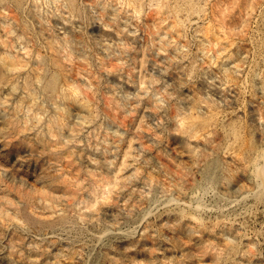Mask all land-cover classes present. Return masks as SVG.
Wrapping results in <instances>:
<instances>
[{
    "label": "rangeland",
    "instance_id": "1",
    "mask_svg": "<svg viewBox=\"0 0 264 264\" xmlns=\"http://www.w3.org/2000/svg\"><path fill=\"white\" fill-rule=\"evenodd\" d=\"M263 51L264 0H1L0 264H264L261 213L243 240L208 209L206 232L158 202L138 217L205 172L226 198L256 189L209 122L263 143Z\"/></svg>",
    "mask_w": 264,
    "mask_h": 264
},
{
    "label": "bare ground",
    "instance_id": "2",
    "mask_svg": "<svg viewBox=\"0 0 264 264\" xmlns=\"http://www.w3.org/2000/svg\"><path fill=\"white\" fill-rule=\"evenodd\" d=\"M1 1V0H0ZM25 1V0H23ZM26 3V2H25ZM135 3V2H134ZM196 11L198 10H195L194 13H197ZM194 13H192L193 15H195ZM201 14V13H200ZM203 14V13H202ZM201 14V15H202ZM197 16V14H196ZM190 17V15H189ZM193 17V16H192ZM203 17V16H202ZM194 18V17H193ZM200 18V17H199ZM197 17V19H199ZM215 18V17H214ZM192 19V18H190ZM216 19V18H215ZM195 21V20H194ZM223 22V21H222ZM219 29H220V26H219ZM218 30V29H217ZM221 30V29H220ZM222 30H224V28H222ZM219 31V30H218ZM223 34V35H222ZM222 34H221V38L224 39V33L222 31ZM206 35V34H205ZM226 35V34H225ZM3 36V35H2ZM217 37V36H216ZM227 37V36H226ZM214 38V37H213ZM222 39V44L225 45H228V38H227V42L225 41V39L223 40ZM217 40V38L215 39V41ZM230 40V39H229ZM219 40H217L216 44L218 43ZM213 42V41H212ZM224 45H221V46H224ZM232 45V43H231ZM231 45H230V49L228 50H231ZM214 47V46H213ZM224 47V49H225ZM223 48V47H222ZM228 48V47H227ZM226 48V49H227ZM226 51V50H225ZM262 51V50H261ZM260 52V51H259ZM220 53V52H219ZM225 53V52H224ZM230 53V51L228 52ZM256 53V52H255ZM264 53V51L262 52ZM215 54V53H214ZM221 56V53L219 54ZM258 55V54H256ZM223 57V56H222ZM225 57V56H224ZM228 57V56H227ZM228 59V58H226ZM225 59V60H226ZM218 60H220L218 58ZM218 60H215V61H218ZM253 61V60H252ZM252 65V64H251ZM257 65V64H256ZM254 67V66H253ZM258 67V66H257ZM251 69V68H250ZM256 72H257V68L255 69ZM251 73V72H250ZM253 73V71H252ZM254 74V73H253ZM259 74V73H258ZM257 75L254 74V76ZM13 77V76H12ZM223 77V76H222ZM231 76L229 75V78ZM246 76H244L245 78ZM248 77V75H247ZM253 77V76H252ZM256 77V76H255ZM38 81H40L39 77H37ZM42 78V77H41ZM231 78H234V76H232ZM230 78V79H231ZM251 78V76L249 77ZM254 78V77H253ZM15 79V78H14ZM43 79V78H42ZM217 79V78H216ZM221 79V78H220ZM219 79V80H220ZM237 79V78H236ZM239 79V78H238ZM242 79V78H241ZM11 80V79H8V81ZM36 80V79H35ZM34 80V81H35ZM36 80V81H37ZM47 80V79H46ZM224 80V78H223ZM234 80V79H233ZM249 80V79H247ZM37 81V82H38ZM42 81V80H41ZM50 81V82H49ZM212 81H213V78H212ZM211 81V82H212ZM232 81V80H231ZM237 80L233 81L234 83L236 82ZM242 81V80H241ZM236 82V84H233L232 82H230V80H226V82L222 81L221 80V83L222 84H225L228 86V89H231L233 90L232 93H236V94H244L245 93V89H244V82ZM245 81V79H244ZM254 81V80H253ZM36 82V83H37ZM65 81H63L64 83ZM219 84H220V81H218ZM224 82V83H223ZM250 82V81H249ZM249 82H246V83H249ZM14 83V82H12ZM41 83V82H40ZM47 83V86H50L51 85V78L50 80H48ZM61 82H59L60 84ZM216 83V82H215ZM254 83V82H253ZM16 84V83H15ZM62 84V83H61ZM211 84V83H210ZM41 85V84H40ZM43 85V84H42ZM41 85V86H42ZM213 85V84H212ZM221 85V84H220ZM248 85H251L248 84ZM66 86V85H65ZM64 85H60L59 89H62L65 87ZM216 86V85H215ZM218 86V85H217ZM69 87V85H68ZM67 87V89H68ZM71 87V86H70ZM220 87H223V86H220ZM225 87V86H224ZM223 87V88H224ZM246 87V85H245ZM248 87V86H247ZM41 88V87H40ZM249 88V87H248ZM251 88V87H250ZM252 88H253V85H252ZM26 89V88H25ZM43 89V88H42ZM58 89V90H59ZM66 89V87H65ZM225 89V88H224ZM251 89H249L250 91ZM238 91V92H237ZM57 92H60V91H57ZM251 92V91H250ZM52 93V92H51ZM61 93V92H60ZM234 93V94H235ZM233 94V95H234ZM247 94V93H246ZM253 94V93H252ZM232 95V96H233ZM245 95V94H244ZM248 96V94H247ZM239 97V96H238ZM237 97V99H238ZM250 97V96H249ZM236 98V97H235ZM243 98V97H242ZM241 98V99H242ZM246 98V96H245ZM234 99V98H233ZM236 99V100H237ZM244 101V100H243ZM234 102V101H233ZM239 102V100H238ZM241 102V101H240ZM236 103V101H235ZM245 105V104H244ZM85 106V105H84ZM233 106V105H232ZM231 106V108H232ZM240 106V105H239ZM237 106V107H239ZM234 108V107H233ZM242 108H243V105H242ZM246 108V107H245ZM241 109V108H240ZM224 110V109H222ZM231 109H229L230 111ZM220 112V110H218ZM238 111V110H237ZM240 111V110H239ZM211 113V111H209ZM236 111H233L232 113H234ZM246 112V111H245ZM218 113V112H217ZM223 113V111H222ZM243 113V112H242ZM214 114V113H213ZM216 114V113H215ZM224 114L225 113V110H224ZM240 114V113H238ZM245 114V113H244ZM207 115V114H206ZM211 115V114H210ZM209 115V116H210ZM235 115V113H234ZM242 115V114H240ZM208 116V117H209ZM214 116V115H213ZM218 116V115H217ZM220 116V115H219ZM224 116V115H223ZM219 117L218 120H220L219 122H216L218 120H215V118L213 119L215 122L214 124H211L212 122H209L210 125H214L216 128H220L221 130V136H222V144L220 146V149H221V152L219 153H222L223 157H226V159L228 160L229 157H232L235 156V157H238L240 158V164L243 165V167L246 168V170L244 172H246L247 176H248V179L250 178V180H253L254 181V184H255V188L254 191L250 194L248 192L244 193V192H240L238 194H235V195H232L228 198H226L224 195L222 196L219 192H217L215 189H212L210 188V181L212 182L214 180V175L213 173L212 174H209L207 175L208 173L205 172L206 174H203V176L199 177L200 179H198L196 181L195 184H193L191 187H189L187 190L181 192V195L180 197H172V195H168V194H165L162 196V198L160 197V199H156V198H153L151 200H149V204H148V207L144 210V212L138 216L139 219H143L144 217L148 216V215H151L152 214V209L153 207H157L156 206V202L159 203V205L163 206V207H168L169 209L171 207L174 206V208H176L177 210L179 211H185L186 215L188 216V218H190L191 220H193L194 222H197L201 228H202V231L203 232H206V229L208 228V225L203 221V217L201 218L199 212L202 210V209H208V210H211L213 211L218 220V224L219 226L218 227H223V228H227V229H231V230H234V231H237V233L239 234L238 237L240 240H243L244 238L245 239H248V233H249V230L250 228L248 227V225L244 224L242 225L240 222L237 223V221L239 220L238 218L241 217V218H244L247 216H250L251 214H253L254 212V216L257 215L258 213H261L262 214V220L260 219V222H261V225L260 223L258 224V226H260L259 228V232L261 234H264V141L263 143L261 142V144H258L256 143L255 141L252 142L250 139H247L244 141V139H240L241 138V133H242V130L237 128V126L233 125V123L228 120L227 122H230V126L229 128H226L225 124L224 123V120L228 117H231V115H229L227 118L224 117ZM211 117V116H210ZM209 117V118H210ZM184 118V117H183ZM189 118V117H188ZM191 118V117H190ZM209 118H205V119H208ZM182 119V118H181ZM186 119V118H184ZM193 119V117H192ZM217 119V118H216ZM229 119V118H228ZM200 120V119H199ZM197 120V122L199 121ZM225 120V121H226ZM206 121V120H204ZM200 122V121H199ZM196 121H181V130L183 133L186 134V136L188 138H192V139H198L200 136H206V134H208V129L210 130V128H208L206 125V127L202 126V125H199L200 127H203V129L201 128L200 130V127L198 125L195 124ZM232 123V124H231ZM202 124V123H201ZM178 127V126H177ZM208 128V129H207ZM179 129V128H178ZM215 130V129H213ZM216 131V130H215ZM212 132V131H211ZM210 132V133H211ZM220 134V133H219ZM185 136V139L187 138ZM184 138V137H183ZM201 138V137H200ZM206 138V137H205ZM193 143V142H192ZM196 143V142H195ZM260 143V142H259ZM218 151H219V148H218ZM225 159V158H224ZM234 159V158H233ZM230 160V159H229ZM237 160V159H236ZM239 164V165H240ZM207 170V169H206ZM244 172L242 171V173L244 174ZM245 175V174H244ZM243 175V176H244ZM246 178V177H245ZM252 181V182H253ZM211 189V190H208V189ZM231 192V191H230ZM206 193H210L209 197L206 199V200H203V195L206 194ZM251 198V199H250ZM223 199V200H222ZM250 199V200H249ZM157 203V204H158ZM160 209V208H159ZM166 210V209H165ZM171 210V209H170ZM175 210V209H173ZM176 211V210H175ZM154 212V211H153ZM184 213V212H183ZM173 214V213H172ZM180 216V215H179ZM207 216V215H206ZM213 216V215H212ZM211 216V217H212ZM208 218V217H207ZM215 218V217H214ZM260 218V217H259ZM138 219V220H139ZM206 219V218H205ZM211 219V218H210ZM258 219V218H257ZM258 221V220H257ZM208 222V221H207ZM131 226H132V223H130ZM217 224V223H216ZM250 225V224H249ZM56 228V227H55ZM54 228V229H55ZM62 228V227H61ZM132 228V227H131ZM258 228V227H257ZM130 229V227L126 224L124 225H121L115 232H113V236L114 238H122L124 237L127 233H128V230ZM134 229H135V226H134ZM240 229V230H239ZM131 230V229H130ZM239 230V231H238ZM58 231V230H57ZM133 231V230H132ZM258 232V230H257ZM131 233V232H129ZM54 234V233H53ZM96 234V233H95ZM132 234V233H131ZM130 234V235H131ZM260 235V234H259ZM261 236V235H260ZM250 237V236H249ZM98 241L100 242V244L102 245H105L106 247L108 246L107 244L111 243L112 242V236L111 235H107L106 233H103L102 231L99 232V235H98ZM98 242V243H99ZM255 242V241H254ZM100 246V245H99ZM109 252V251H108ZM110 253V252H109ZM99 257V256H98ZM231 260V259H230Z\"/></svg>",
    "mask_w": 264,
    "mask_h": 264
}]
</instances>
